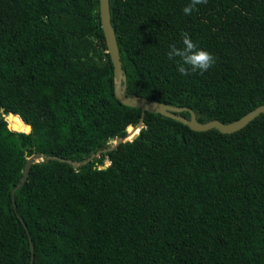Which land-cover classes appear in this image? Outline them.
<instances>
[{"label": "trees", "instance_id": "16d2710c", "mask_svg": "<svg viewBox=\"0 0 264 264\" xmlns=\"http://www.w3.org/2000/svg\"><path fill=\"white\" fill-rule=\"evenodd\" d=\"M187 3L110 0L125 93L233 122L264 104V0ZM185 32L203 74L166 55ZM107 50L100 0H0V264H264V113L233 133L143 113Z\"/></svg>", "mask_w": 264, "mask_h": 264}, {"label": "water", "instance_id": "95a60500", "mask_svg": "<svg viewBox=\"0 0 264 264\" xmlns=\"http://www.w3.org/2000/svg\"><path fill=\"white\" fill-rule=\"evenodd\" d=\"M100 17H101L102 28H103L105 38H106V44L108 47L107 51L110 54V57H111V60L114 66V75H115V80H116L115 95H116V98L121 103L125 105L140 108L143 111V113L145 111L161 113L165 116L171 117L173 119L181 121L184 124H187L193 130L205 131V130H209L212 128H216L222 133H233L235 131H238L244 128L249 122L255 119L259 114L264 113V104H262L254 108L253 110L247 112L241 118L233 122L224 123L218 119H212L207 122H200L197 119L196 114L191 107L171 105V104L164 103V102H161L155 99H148V98H145L139 95H132V96L127 95L125 93L126 74L122 67L119 47H118L115 31L111 23L110 0H100ZM182 111H189L190 117L188 118V117L178 114ZM7 114L9 113H6L5 115ZM28 126L30 128L27 132L31 130V126L30 125ZM130 126L134 128H138L137 133L130 139L128 138L129 133H127V135L124 137H117L115 139V144L122 143L128 140H133L134 138H136L139 134L140 128L143 126V120H141L138 124L134 126L133 125H130ZM130 126H128V128ZM14 130L16 129L14 128ZM95 155L96 153H93L91 156L88 157V160L93 158ZM40 159H43V155L38 152H33L27 158L26 167L24 170L22 181L26 180L28 172L32 164L34 162H38ZM77 164L78 163L75 162L74 166H76ZM16 188H14V190L12 191V194L14 193ZM33 260H34V255H32L31 264H33Z\"/></svg>", "mask_w": 264, "mask_h": 264}, {"label": "clouds", "instance_id": "9594fccd", "mask_svg": "<svg viewBox=\"0 0 264 264\" xmlns=\"http://www.w3.org/2000/svg\"><path fill=\"white\" fill-rule=\"evenodd\" d=\"M206 3L207 0H189L183 8V13L191 15L199 5ZM166 55L175 63L180 75L203 74L215 63L213 54L199 47L186 32L182 33L180 46L170 45Z\"/></svg>", "mask_w": 264, "mask_h": 264}, {"label": "bare ground", "instance_id": "6f19581e", "mask_svg": "<svg viewBox=\"0 0 264 264\" xmlns=\"http://www.w3.org/2000/svg\"><path fill=\"white\" fill-rule=\"evenodd\" d=\"M6 116V115H5ZM6 119L9 121V123L13 126V128H15V125H14V122H13V120H12V118L11 117H6ZM137 131H138V128H134L128 135V138L130 139V138H132L136 133H137Z\"/></svg>", "mask_w": 264, "mask_h": 264}, {"label": "rangeland", "instance_id": "374dc122", "mask_svg": "<svg viewBox=\"0 0 264 264\" xmlns=\"http://www.w3.org/2000/svg\"><path fill=\"white\" fill-rule=\"evenodd\" d=\"M7 116H9V115H7ZM6 117V116H5ZM8 121V120H7ZM8 124H9V126H10V128L11 129H14L13 128V126L9 123V121H8ZM17 130V129H16ZM19 131H24V130H19ZM127 133H128V129H127ZM109 143L110 144H114L115 143V139H111L110 141H109ZM96 156V155H95ZM109 164V161L106 159L105 161H104V164L102 165V167H104V166H106V165H108Z\"/></svg>", "mask_w": 264, "mask_h": 264}]
</instances>
